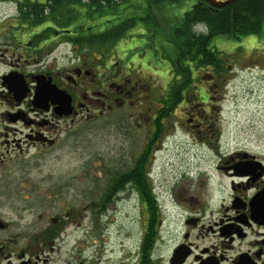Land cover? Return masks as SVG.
Returning <instances> with one entry per match:
<instances>
[{"label":"flooded vegetation","instance_id":"obj_1","mask_svg":"<svg viewBox=\"0 0 264 264\" xmlns=\"http://www.w3.org/2000/svg\"><path fill=\"white\" fill-rule=\"evenodd\" d=\"M7 2L14 10L0 12V264H99L107 256L120 264H264V134L225 148V73L192 66L191 83L178 87L183 96L174 102L173 77L162 88L146 63L136 62L150 48L137 58L127 54L142 36L141 47L151 45L155 29L138 24L100 46L94 36L113 33L121 19L97 12L92 0H74L68 9L65 0H0V10ZM162 70L155 71L159 79ZM153 93L158 105L146 108ZM109 119L131 124L142 140L135 159L100 173L104 187L94 188L88 205L90 235L83 230L78 241L101 238L104 255L86 260L76 248L60 256L74 219L34 218L33 207H41L12 188L14 179L81 124ZM177 128L207 156L163 187L152 162ZM125 207L137 212L136 233L118 217Z\"/></svg>","mask_w":264,"mask_h":264},{"label":"rangeland","instance_id":"obj_2","mask_svg":"<svg viewBox=\"0 0 264 264\" xmlns=\"http://www.w3.org/2000/svg\"><path fill=\"white\" fill-rule=\"evenodd\" d=\"M125 1L127 2L122 7L126 8L125 14L145 16L140 24L150 32L152 27L146 22L150 16L147 11L148 0ZM193 4L194 0H183L179 4L165 2L163 6L160 4L158 9H155V17L159 16L163 18V21L169 22V25H173ZM13 10V6L7 2L1 5L0 12L9 14ZM163 21H159V24L166 25ZM155 33L156 38L152 43L149 41L151 45L146 48L141 47L147 39L146 36H142L144 39H135L133 47H140L132 50L129 47L127 54L137 58L141 51L150 48L136 62L140 63L143 69L146 63L148 71H145L146 74L149 73L150 78L155 79L163 88L171 74L168 67L164 66L167 64L163 60L167 59L163 56H161L163 60L160 56L156 57L154 50L160 51L162 48L167 51L169 44L163 41L165 32L155 30ZM210 46L227 55L225 95H223L224 100L219 116V128L221 137L227 140L225 148L232 151L235 149L236 140L250 141L258 133L264 134V20L260 34L249 35L240 40L220 35L210 41ZM149 51L152 54H149L151 53ZM156 68L163 69L165 78L159 79L156 76L159 75L158 71L155 72ZM155 96L156 93L150 94L146 108L158 105L154 102ZM190 107L192 106L187 108ZM81 125L78 131L71 133L50 148L47 155L40 154L32 162L23 164L26 165V169L18 173L12 188L16 192L25 194L30 201L34 200V205L41 207L40 209L33 207L34 218L37 214L43 213V220L46 223L56 215L63 218H67L68 214L72 216L74 221L67 226L68 235L60 244V256L67 251L79 248L85 249L84 259L97 257L101 260L104 255L101 238H87L88 243L91 240L94 243L92 248H86L88 243L86 244L84 240L80 243L78 241V238L84 234L83 230H88L90 235L88 205L94 196L93 192L104 187V179L100 173L114 172L120 169L123 163L135 159L142 139L137 129L131 124L126 125L127 128H125L123 124L112 119ZM170 140V143L163 144V147L155 153L153 164L151 163L163 187H166L173 176L190 170L191 164L203 163L207 156L203 150L193 145L189 135L182 134L178 128L175 136ZM136 213L131 207H125L117 212L124 225L130 228L131 234L136 233L137 229ZM133 236L135 239L137 234ZM115 241L117 240L111 239L110 245L113 242L117 244ZM106 251H109V248ZM106 258L108 259L98 263L120 264L117 259L111 261L109 256Z\"/></svg>","mask_w":264,"mask_h":264},{"label":"trees","instance_id":"obj_3","mask_svg":"<svg viewBox=\"0 0 264 264\" xmlns=\"http://www.w3.org/2000/svg\"><path fill=\"white\" fill-rule=\"evenodd\" d=\"M110 1H103V3L107 4ZM112 1L113 6L109 7V5L101 3L102 0H92L97 12L109 13L116 17L120 16L119 19H121L114 26L113 33L94 36L91 42L100 46L108 44L109 39L115 43L126 37L130 28L144 21V18H138L131 14H128V16L122 15L125 13L126 8H120V6L126 3L125 0ZM182 1L148 0L147 6V11L151 15L146 22L150 23L153 29L160 28L162 32H165L166 35L163 38L169 41V49L167 51L165 49H161L160 52L156 51L155 56H163L167 59L166 64L173 77L169 94H174V102H178L183 96L178 87L181 85L188 86L191 83L187 79L192 75V66L194 69L205 67L215 72H223L226 76L227 68L224 65L227 55L210 46V41L214 37L224 35L240 40L249 35L260 34L264 20V0H235L231 4L220 8L210 6L205 0H194L191 8L173 25H169V22L163 21V18L159 16H154L155 9H158L160 4L161 6L165 2L179 4ZM72 2L74 0H65L64 6L68 9ZM57 5L60 7L62 1ZM89 10H92V4L89 6ZM52 21L58 22L56 19ZM159 21H163L166 25L159 24ZM178 77L182 79H178Z\"/></svg>","mask_w":264,"mask_h":264},{"label":"water","instance_id":"obj_4","mask_svg":"<svg viewBox=\"0 0 264 264\" xmlns=\"http://www.w3.org/2000/svg\"><path fill=\"white\" fill-rule=\"evenodd\" d=\"M210 6L214 7V8H220V7H223V6H226V5H229L231 4L232 2H234L235 0H205ZM45 92L43 90H38L37 92V96L36 98L39 99L40 96L42 95V93ZM50 94L52 95L53 92L52 91H49Z\"/></svg>","mask_w":264,"mask_h":264}]
</instances>
